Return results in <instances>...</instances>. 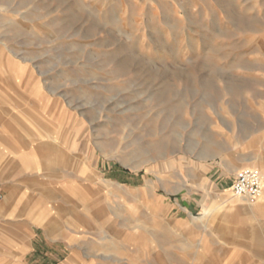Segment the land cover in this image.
<instances>
[{"label": "rangeland", "instance_id": "rangeland-1", "mask_svg": "<svg viewBox=\"0 0 264 264\" xmlns=\"http://www.w3.org/2000/svg\"><path fill=\"white\" fill-rule=\"evenodd\" d=\"M262 160L264 0H0V211L57 262L264 264Z\"/></svg>", "mask_w": 264, "mask_h": 264}, {"label": "crops", "instance_id": "crops-1", "mask_svg": "<svg viewBox=\"0 0 264 264\" xmlns=\"http://www.w3.org/2000/svg\"><path fill=\"white\" fill-rule=\"evenodd\" d=\"M263 199L264 194L259 199L258 205ZM15 218L17 219V212L15 210L0 211V264H68L65 259L57 262L58 258L63 256V252L59 250L44 253L36 249L31 234L24 231L19 222H14ZM47 221L45 214H41L36 219V222L41 227H45L48 224ZM2 225L9 226H4L5 228L2 229ZM3 230H7L8 233H2L4 232ZM77 242L74 239L72 244ZM41 257H45L46 259ZM72 257L77 259L78 254L74 252ZM48 261H54V263Z\"/></svg>", "mask_w": 264, "mask_h": 264}, {"label": "built area", "instance_id": "built-area-1", "mask_svg": "<svg viewBox=\"0 0 264 264\" xmlns=\"http://www.w3.org/2000/svg\"><path fill=\"white\" fill-rule=\"evenodd\" d=\"M231 192L234 197L255 204L264 194V179L260 170L244 168L239 171L232 184Z\"/></svg>", "mask_w": 264, "mask_h": 264}, {"label": "bare ground", "instance_id": "bare-ground-1", "mask_svg": "<svg viewBox=\"0 0 264 264\" xmlns=\"http://www.w3.org/2000/svg\"><path fill=\"white\" fill-rule=\"evenodd\" d=\"M260 168H261V170H263L264 171V160H262L261 161V166H260ZM240 200H241V198H240ZM240 200H239V202H240ZM241 201H243V199L241 200ZM259 201V200H258ZM262 202V201H261ZM236 203V202H235ZM262 204V203H261ZM232 205V204H231ZM258 205V202L257 203H255V204H248V203H240V204H238V205H236L235 207H234V210H235V212L236 213H238V211H240V212H243V213H252V211H254L255 210V208H256V206ZM205 216H208L209 218H210V220L212 219V215H211V213H210V210H209V208H207L206 207V209H205ZM225 220L223 219V218H220L219 220H218V222H220V223H223ZM226 223V222H225Z\"/></svg>", "mask_w": 264, "mask_h": 264}]
</instances>
